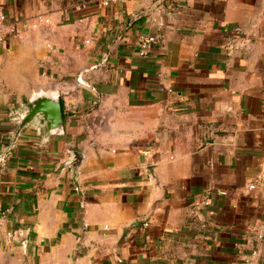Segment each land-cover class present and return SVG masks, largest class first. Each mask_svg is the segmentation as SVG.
<instances>
[{
  "label": "crops",
  "instance_id": "crops-1",
  "mask_svg": "<svg viewBox=\"0 0 264 264\" xmlns=\"http://www.w3.org/2000/svg\"><path fill=\"white\" fill-rule=\"evenodd\" d=\"M1 11L49 22L0 36V154L34 92H61L65 132L0 156V264H264V0ZM239 28L252 46L230 55Z\"/></svg>",
  "mask_w": 264,
  "mask_h": 264
},
{
  "label": "water",
  "instance_id": "water-1",
  "mask_svg": "<svg viewBox=\"0 0 264 264\" xmlns=\"http://www.w3.org/2000/svg\"><path fill=\"white\" fill-rule=\"evenodd\" d=\"M80 75L82 76L83 72ZM11 117L17 124L16 130L0 156L7 154L15 146L18 137L27 127H33L44 144H48L54 136L65 132L61 92L58 90L34 92L27 101L14 107ZM84 160L85 154L81 150L72 149L62 166L70 167L74 173L73 177L76 178Z\"/></svg>",
  "mask_w": 264,
  "mask_h": 264
},
{
  "label": "built area",
  "instance_id": "built-area-1",
  "mask_svg": "<svg viewBox=\"0 0 264 264\" xmlns=\"http://www.w3.org/2000/svg\"><path fill=\"white\" fill-rule=\"evenodd\" d=\"M118 1H125V0H103L104 5H109L113 2ZM42 21L49 22V19H44L42 16H39L34 22H27V21H19V22H13L9 23L7 20V16L4 12H0V36L4 34V32L8 33H21L22 31L30 28L37 27ZM156 41L155 36H148L142 40L139 41V47H140V54L144 55L147 54L153 46V43ZM252 37L245 32L243 29L239 28L237 30L236 35L231 36L227 38L223 44V47L227 50V52L230 55L239 54L241 52L247 51L252 46ZM85 44H89L90 40H84ZM49 47H51V44H47ZM76 189H79L76 187ZM225 193V192H222ZM209 202H207L208 204ZM145 226H148V222L144 223ZM8 235L11 237L12 233H8ZM259 237L261 239H264V232L259 234ZM257 252H254L256 254Z\"/></svg>",
  "mask_w": 264,
  "mask_h": 264
}]
</instances>
